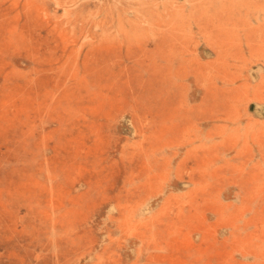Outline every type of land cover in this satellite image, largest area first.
<instances>
[{
	"label": "rangeland",
	"instance_id": "374dc122",
	"mask_svg": "<svg viewBox=\"0 0 264 264\" xmlns=\"http://www.w3.org/2000/svg\"><path fill=\"white\" fill-rule=\"evenodd\" d=\"M0 264H264V0H0Z\"/></svg>",
	"mask_w": 264,
	"mask_h": 264
}]
</instances>
